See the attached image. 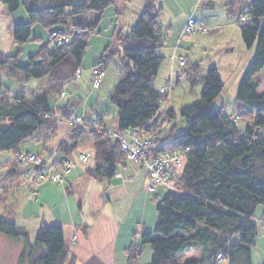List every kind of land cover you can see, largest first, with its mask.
Returning <instances> with one entry per match:
<instances>
[{
	"label": "trees",
	"instance_id": "16d2710c",
	"mask_svg": "<svg viewBox=\"0 0 264 264\" xmlns=\"http://www.w3.org/2000/svg\"><path fill=\"white\" fill-rule=\"evenodd\" d=\"M0 1L9 12L22 5L27 13V23L10 28L14 45L20 47L28 42L35 24L51 29V49L43 46L28 57L25 66L19 64L18 54L0 52V72L6 68L7 74L19 83L29 78L48 77L43 96L29 98L19 93L10 98L1 88L0 75V153L13 152L15 160L21 161L18 153L23 142L37 137L39 130L52 128L50 124L54 115L62 114L68 121L71 114L67 112L70 106L50 109L47 100L52 93L60 95L64 92L61 86L76 75L88 39L97 26V22L74 23L73 20L87 11L102 12L113 0L83 3L36 0L47 3L40 9L29 7L28 0ZM158 1L142 0V9L131 28L130 38L148 42L122 49L120 56L124 61V75L114 86L109 99L117 111L114 133L137 129L155 135L157 143L149 150L152 154L184 151V160L176 177V188L181 192H167L155 208L157 221L154 229L143 231L138 239L133 235L132 244L125 253L131 262L140 256L145 245H149L152 253L150 264H216L219 253L228 259L229 264H252L251 249L257 237L255 212L260 207L264 209V93H257L258 83L255 81L256 75L264 68V30L259 29V19L264 17V0H233L227 4L230 14L244 2L249 4L247 19L241 12L238 14L244 22L240 26V36L246 48L256 45V49L251 64L240 79L235 100L254 111V121L241 130L232 117L216 107L223 83L215 68H208L201 78L200 98L179 109L184 130L180 134L172 132L170 140L165 142H162L165 138H161L160 130L175 119V113L172 109L161 108L168 97L166 89L161 93L151 84L164 59L157 54L161 43L159 20L162 15ZM53 30L69 35V41L62 44L54 42L51 37ZM114 54L107 46L101 54L98 68L104 70ZM155 114L157 116L151 126L145 127ZM95 120L103 128L101 132L84 124L71 126L54 152L58 157L60 155L54 162L71 159L74 149L67 143L75 146L90 144L93 163L86 172L87 176L110 179L115 175L116 167L129 160L119 150L118 139L109 134L98 118ZM54 153L46 152L43 156L51 158ZM9 174L18 173L15 169ZM0 234L22 242L19 264H74L76 260L68 250L60 224L41 225L32 244L24 228L0 218ZM191 246L202 250L201 257L179 262L178 256Z\"/></svg>",
	"mask_w": 264,
	"mask_h": 264
},
{
	"label": "rangeland",
	"instance_id": "374dc122",
	"mask_svg": "<svg viewBox=\"0 0 264 264\" xmlns=\"http://www.w3.org/2000/svg\"><path fill=\"white\" fill-rule=\"evenodd\" d=\"M88 1L74 0L75 3ZM200 1L202 2L199 6L194 4V0H159L157 2V6L162 10L159 20L161 43L157 47V54L164 59L156 76L152 77L151 84L156 90L161 87L166 89L168 97L161 108L162 110L172 109L175 113L174 123H183L179 109L200 98L203 86L201 78L205 76L208 68H215L223 83L222 91L216 100V107L222 108L225 114L234 118L239 129L244 130L254 121L255 113L238 103L235 96L240 79L252 62L256 45L248 49L243 44L240 26L244 22L239 19L238 14L241 12L247 19L249 4L244 2L241 6L233 9L230 14L227 4L233 0H199L198 2ZM208 1L213 3L212 6L207 5ZM46 4V2L28 0L29 7L34 9L43 8ZM141 9L142 0H113V3L102 12L87 11L75 17L74 23L97 22V26L95 32L88 39V45L76 75L61 86L67 90V97L60 99L55 96V93H52L49 95L50 103L55 102V106L59 105L58 107L61 108L79 98L81 105L78 107V112L92 119H104L107 130L114 132L117 111L110 102L109 96L114 86L124 75V61L120 53L125 47L142 46L148 42V40L130 38L132 24L137 20ZM188 18H192L197 25H202L204 29L198 30L192 35L183 36V24ZM27 22L28 17L24 6L20 5L16 11L9 12L0 1V52L6 55L18 54V62L22 66L27 65L28 57L36 54L43 46H47L49 50L52 47L49 43L51 29H46L39 24L32 26L28 42L20 47L14 45L10 28L13 25ZM259 29L264 30V17L259 19ZM107 46L115 54L104 67L105 76L101 80L100 89L91 92V74L95 68L100 66L101 54ZM19 50L20 52H18ZM177 57H182L185 61L182 73L179 70ZM0 75L2 78L1 88L8 93L10 98L19 93H24L29 98H37L43 96L47 90L48 77L29 78L26 82L19 83L17 79L7 74L6 68L1 70ZM255 81L258 83L257 93H264V68L256 75ZM88 95H90L89 100L87 99ZM180 132L182 130L177 134ZM29 141L30 139H27L23 142L24 144L20 145L19 150H29L27 148ZM9 156L15 157L13 152L0 153L2 160L4 158L7 160ZM92 163L93 160L90 158V165ZM180 192L179 189L175 191V193ZM96 206L99 207V205ZM98 211L104 219H108L112 214L109 208ZM258 214L259 210L255 212V215ZM256 219H260V217L255 216L254 218L257 237L255 245L251 249V263L261 264L264 261V222ZM31 233L32 231H28L29 241L34 244L35 235H31ZM132 238L133 235L130 240L124 243L121 239L120 244L117 243L119 247L110 245L109 254L102 252L99 257H93L89 261L75 260L74 264H150L152 253L149 245L143 247L137 259L129 262L128 256L123 250L129 248L133 241ZM201 251L200 248L191 246L178 256V261L199 259ZM5 259L6 257L3 258V261ZM215 261L216 264H229L228 259L224 257L222 260L216 258Z\"/></svg>",
	"mask_w": 264,
	"mask_h": 264
},
{
	"label": "crops",
	"instance_id": "0c3cea01",
	"mask_svg": "<svg viewBox=\"0 0 264 264\" xmlns=\"http://www.w3.org/2000/svg\"><path fill=\"white\" fill-rule=\"evenodd\" d=\"M198 1L194 0V4L199 6L202 1ZM135 22L136 20L132 26ZM63 91L65 92L63 97L55 96L60 99L66 98L67 90L63 88ZM90 91L96 90L91 88ZM49 98L47 100L49 108L60 109L59 105L55 106V102L50 103ZM87 99H90V95ZM80 105L81 100L78 98L61 108L70 106L68 113L86 117L78 112ZM98 119L107 129L105 120ZM51 124L52 128L39 130L37 137L30 139L27 147L29 150H19L18 155L54 153L71 126L62 114L54 115ZM184 126V123L175 124L174 119L164 124L160 130L161 138H165L162 142L170 140L172 132L177 134L178 131H183ZM114 128L116 131L117 122ZM47 138L49 140L45 141ZM67 145L74 149L70 158L76 162V166L64 175L63 185H55L49 181L37 183L30 181L23 184V172L27 165L11 156L7 160L0 157V218L13 222L27 232L32 231L31 235H36L38 228L43 224H60L68 250L77 261H89L93 257L101 256L99 254L102 252L109 254L110 245L119 247L121 239L124 243L130 240L132 235L139 236L143 231L154 229L157 221L155 208L167 194V189L158 187L153 192H148L146 172L133 161L121 162L116 167L115 175L110 179L89 177L86 172L92 165L90 144L75 146L67 143ZM80 154H89L87 162L80 161ZM15 169L18 174L10 175L9 173ZM29 191L33 192V198L28 196ZM106 208L112 212L108 219L101 217L102 214L98 211ZM257 210L259 214L256 217L264 219V209L260 207ZM28 235L30 237V234ZM22 248V242L0 234V264H18ZM123 251L125 253V250ZM4 257L8 260L3 261Z\"/></svg>",
	"mask_w": 264,
	"mask_h": 264
},
{
	"label": "built area",
	"instance_id": "2783aa9c",
	"mask_svg": "<svg viewBox=\"0 0 264 264\" xmlns=\"http://www.w3.org/2000/svg\"><path fill=\"white\" fill-rule=\"evenodd\" d=\"M243 20V19H242ZM203 30L202 25H197L195 21L189 18L182 31L183 36L192 35L198 30ZM51 37L54 42L58 44L67 43L69 35L64 34L58 30L51 32ZM179 70L182 73L184 70V59L177 57ZM105 72L103 69L95 68L91 74V86L93 90L100 88L101 80ZM160 92H165V88H160ZM65 92H61L59 97H63ZM155 114L145 125L150 127L156 118ZM68 123L70 126L84 124L87 127L101 132L103 128L97 123L95 119H87L83 116H76L70 114ZM112 137L119 141V150L125 155L129 161H133L143 168L146 172L147 185L146 190L153 192L158 187H163L168 191H176V177L180 171L184 160V151L173 150L165 151L159 154L150 153V149L157 143L155 135H148L144 130L128 129L122 133H114L108 131ZM56 154L54 153L51 158H46L43 155H36L25 153L20 155V159L27 165V169L23 172L22 183L27 182H42L49 181L55 185H62L64 183V175L75 167V162L71 159H64L59 163H55ZM87 154H80L79 159L82 162L87 160ZM28 196L33 198V192L29 191ZM257 221L264 222V219H256ZM218 260H222L223 255L217 254Z\"/></svg>",
	"mask_w": 264,
	"mask_h": 264
},
{
	"label": "water",
	"instance_id": "95a60500",
	"mask_svg": "<svg viewBox=\"0 0 264 264\" xmlns=\"http://www.w3.org/2000/svg\"><path fill=\"white\" fill-rule=\"evenodd\" d=\"M212 4H213V3H212L211 1H208V2H207V5H208V6H210V5L212 6ZM256 134H257V132H256Z\"/></svg>",
	"mask_w": 264,
	"mask_h": 264
}]
</instances>
